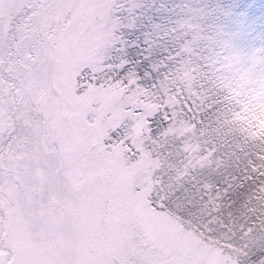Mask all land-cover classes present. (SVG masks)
<instances>
[{
	"label": "snow or ice",
	"instance_id": "1",
	"mask_svg": "<svg viewBox=\"0 0 264 264\" xmlns=\"http://www.w3.org/2000/svg\"><path fill=\"white\" fill-rule=\"evenodd\" d=\"M0 264H264V17L0 0Z\"/></svg>",
	"mask_w": 264,
	"mask_h": 264
},
{
	"label": "rangeland",
	"instance_id": "2",
	"mask_svg": "<svg viewBox=\"0 0 264 264\" xmlns=\"http://www.w3.org/2000/svg\"><path fill=\"white\" fill-rule=\"evenodd\" d=\"M240 2L252 7H257L260 4V7L263 9L264 12V0H240ZM256 15L259 17L258 14Z\"/></svg>",
	"mask_w": 264,
	"mask_h": 264
},
{
	"label": "trees",
	"instance_id": "3",
	"mask_svg": "<svg viewBox=\"0 0 264 264\" xmlns=\"http://www.w3.org/2000/svg\"><path fill=\"white\" fill-rule=\"evenodd\" d=\"M254 11H255V17L257 20H260L261 17H264V12H263V9L260 7V4L257 7H254ZM256 14H258L259 17Z\"/></svg>",
	"mask_w": 264,
	"mask_h": 264
}]
</instances>
